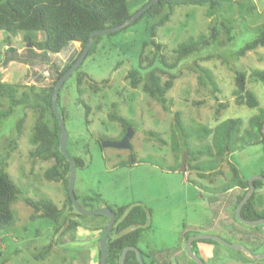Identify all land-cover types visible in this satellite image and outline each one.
<instances>
[{
    "label": "rangeland",
    "instance_id": "rangeland-1",
    "mask_svg": "<svg viewBox=\"0 0 264 264\" xmlns=\"http://www.w3.org/2000/svg\"><path fill=\"white\" fill-rule=\"evenodd\" d=\"M128 1L131 13H136L148 0ZM221 23L232 28V42L224 46L213 44L183 60L176 70H171L177 78L167 94V110L143 90L142 84L133 88L126 78L128 72L138 66L142 46L149 39L145 20L120 33L103 36L102 42L78 69L87 76L84 94L78 91L76 74L64 82L61 90V106L68 115L67 152L84 163L83 167L76 168L78 201L87 210L130 204L150 208L151 216L137 246L145 264H195L187 252V239L197 234L217 235L230 243L243 242L254 250V254L264 253V238L260 235L264 225L244 224L234 210H230L231 202L241 196V191L235 189L222 196L208 193L204 189L208 184L206 180L195 173L181 171L182 160L190 152H184L178 159L173 149L176 111H183L184 128L188 134L201 126L213 128L229 118L247 122L259 111L237 105L232 92L237 71L264 70V47L243 58H234L238 50L264 31V0H220L213 8L211 5L177 7L172 20L159 28L157 40L165 45L163 54L171 63L176 57L178 44L201 34L210 36L211 29ZM24 36L25 33L20 32L11 39L16 53L25 48ZM30 38L38 44L43 35L34 32ZM5 39L6 35L0 32L3 52L7 48ZM26 48L28 52L24 58L28 63L13 61L5 71L0 70V82L18 85V97L29 92L27 105L17 107L0 124V166L22 189V195L12 206L13 227L0 232V264H96L101 234L110 221L108 215L80 213L76 217L80 223L77 229L57 233L54 222L41 217L25 201H37L41 194H45L58 206L69 207L68 184L45 177L54 161H34L29 155V139L37 114L30 106L35 102L31 89L40 92L47 87L51 83V66L67 64L81 46L76 42L61 54H51L30 44ZM154 52L155 47H147L146 55L156 60ZM159 59L156 67L162 66ZM194 62L211 71L220 92L199 83L198 73L192 69ZM91 81L100 84L97 92L90 88ZM249 88L264 109V84L250 82ZM214 95L228 107L219 108ZM113 104H117L116 110ZM86 105L91 108L90 123L87 122ZM8 106L9 101L0 96V109ZM217 109H220L219 114ZM114 110L133 129L131 149L104 148L102 141L98 142L104 136L111 141L122 139L124 129L110 117ZM23 117L26 120L22 136L16 149L11 151L9 142L17 136L16 124ZM186 139L196 150L198 141L194 137ZM178 142H183L181 135ZM227 160L240 169L245 181H250L264 172V147L261 144L244 147L229 154ZM122 162L125 165L122 166ZM224 170L230 176L226 164ZM223 182L225 180L217 184ZM70 213L76 212L72 210ZM231 219L237 228L233 227ZM49 244L52 248L47 251ZM201 245L200 257L205 264H264V257L255 259L218 242ZM93 252H96L95 257Z\"/></svg>",
    "mask_w": 264,
    "mask_h": 264
},
{
    "label": "trees",
    "instance_id": "trees-1",
    "mask_svg": "<svg viewBox=\"0 0 264 264\" xmlns=\"http://www.w3.org/2000/svg\"><path fill=\"white\" fill-rule=\"evenodd\" d=\"M150 1L148 0L144 5ZM219 1L160 0L158 3L153 4L132 24L121 31L109 34L112 35L125 31L141 20H145L148 23L147 32L149 39L142 46L138 58V66L132 68L126 76L131 86L138 88L142 84L143 90L151 98L161 103L167 110V94L174 87V82L177 78L176 75L171 73V70H176L183 60L213 44H217L218 46L227 45L232 42L233 34L232 28L228 27L225 23H221L219 26L211 29L210 36L201 34L198 37H190L187 41L178 44L175 49L176 57L170 63L163 54L165 45L159 43L157 40L158 30L172 20L177 7L211 5L213 8L218 5ZM133 14L131 13L128 0H0V32L6 35L5 44L7 46L6 51L3 52V43L0 42V70L5 71L13 61L24 64L28 63V59L24 58L26 57V52H28L26 48L28 44L35 48L45 49L51 54H61L76 42L80 43L81 46V49L70 62L59 67L51 66V83L47 87L42 88L40 92H36L33 87L31 89L35 102L30 106L36 109L37 114L29 139L31 145L29 155L34 161H54L53 165L45 172V177L48 180L68 184V177L71 170L70 162L60 150L61 129L52 103L53 92L57 81L71 68L81 55L92 33L119 26ZM20 32L25 33L24 42L26 45L24 46V53L23 51L16 53L15 46H12L11 41ZM34 32L43 35L42 41L38 44L30 38V34ZM103 36H95L94 43L87 57L102 42ZM149 46L155 47V58L156 60L160 58L159 61L162 66L156 67V60L150 59L146 55V49ZM261 47H264V31L238 50L234 58H243L249 52L257 51ZM145 62L149 63L145 65ZM192 69L198 73L199 83L203 87L211 86L215 92H220L218 84L209 69L201 66L198 62L193 63ZM164 75H168V78H164ZM73 76H75L79 93L81 95L84 94L83 86L87 76L79 72V70L71 77ZM250 82H261L264 84V70H255L252 72L241 70L237 71L235 76L232 93L236 104L240 106L245 105L252 109H259L258 113L247 122H244L240 118H229L213 128L201 126L194 133L188 134L184 128L183 111H176L174 116V152L177 154L178 159L184 152H190L187 161V170L184 174L195 173L199 178L206 180L208 184L204 186V189L211 194L222 196L232 189H240L242 195L239 197L238 203L234 208L235 214L238 204L250 188V183L242 178L240 169L228 161L227 156L250 145L261 144L264 147V109L260 107L258 98L249 88ZM99 85L91 81L90 88L97 92ZM62 88L63 85L59 92L57 104L66 122L68 115L60 102ZM18 92V85L0 82V96L9 101L8 108L0 109V124L3 119L12 115L17 107H25L27 105L26 101L29 98V92H23L22 97H18ZM214 97L219 102V108L225 109L228 107L227 104L220 102L217 95H214ZM86 107L87 122L90 123L88 116L91 108L88 105ZM113 107L116 110L117 104H113ZM98 108H101V106L99 105ZM115 110L110 114V117L124 129L123 137L130 124ZM216 113L219 114L220 109H217ZM25 120L23 117L16 124L18 134L9 142V149L11 151L16 149L17 141L22 136ZM180 135L183 137L182 144L178 142ZM187 137H194L198 141L196 150L191 148V145L186 139ZM100 139L103 141L108 140L105 136ZM100 139H98V142ZM72 159L75 162L76 168L83 167L84 163L81 159L74 157ZM134 161V163H137L135 159ZM225 164L230 171V176H227L224 170ZM121 165H125V162H122ZM174 170H177V168ZM262 175L264 176V172ZM222 180H225V182L218 185L217 183ZM255 186L256 192L242 210V216L248 220L264 218V183L261 180H256ZM21 195L22 189L18 183L3 166H0V232L13 227L15 215L12 206ZM25 201L37 214L40 213L41 217L53 221L57 232L62 229L64 231L74 230L80 226V223L73 219L74 216H80V213L74 207L69 192L68 206L70 209L67 205L63 207L58 206L45 194H41L37 201L32 199H26ZM79 203L82 207H85L81 202ZM111 209L116 213V222L107 241V264H119L121 254L126 247L138 246L141 233L145 231L151 216V209L143 204L123 205L116 208L111 207ZM72 210L76 213H70ZM107 226L108 224L104 227L101 237ZM260 235L264 238V230L260 232ZM212 242L216 241H195L193 243V249L195 251L198 243ZM51 248L52 244L46 246L47 251ZM197 254L201 256L200 252H197ZM98 258L99 260L101 259L100 249L98 251ZM125 264H140L135 251H129L127 253ZM195 264L198 263L195 262Z\"/></svg>",
    "mask_w": 264,
    "mask_h": 264
},
{
    "label": "water",
    "instance_id": "water-1",
    "mask_svg": "<svg viewBox=\"0 0 264 264\" xmlns=\"http://www.w3.org/2000/svg\"><path fill=\"white\" fill-rule=\"evenodd\" d=\"M160 0H151L149 3L144 5L142 8H140L136 13H134L128 20H126L124 23H122L119 26L112 27L109 29H104V30H99L94 33H92L90 40L84 50L82 51L81 55L77 58L75 63L71 66V68L57 81L54 92H53V97H52V103H53V108H54V113L58 119L60 129H61V135H60V150L62 154L66 157V159L70 162L71 170H70V175L68 177V192L70 195V198L74 204V207L76 210L83 214V215H108L110 218V221L108 223V226L106 230L104 231V234L101 238L100 241V250H101V264H107V241L110 233L112 232V229L114 227V224L116 222V213L111 209V208H105L101 210H87L84 207L81 206L79 203L76 194H75V177H76V166L75 162L72 159V157L68 154L67 152V142L69 139V134L66 128V122L64 119V116L61 114L58 104H57V99L59 96L60 89L64 82L70 78L83 64L84 60L86 59L88 53L90 52L92 45L95 40L96 35H106V34H111L113 32H118L132 24L135 20H137L142 14H144L153 4L158 3ZM263 132H264V125H263ZM133 129L131 126L128 127L126 134L124 137L119 140V141H111V140H104L102 141V147L107 148V147H114L118 149H131V140L133 138ZM189 158V153H186L182 163H181V171L186 172L187 170V161ZM256 180H261L264 183V176L263 175H256L254 176L250 181V188L240 201V203L237 206L236 209V215L239 221H241L244 224L258 227L259 225H264V218L257 219V220H248L245 219L242 216V210L245 204L252 198L254 193L256 192V186H255V181ZM198 240H213L218 243H221L225 247H228L232 250L239 251V252H244L247 255L251 256L252 258H263L264 253L261 254H254V252L248 248L246 245L243 243H230L223 239L220 236L217 235H211V234H197L188 239L187 242V252L188 255L191 259H193L195 262L198 264H205L204 260L195 253L193 249V243ZM129 251H135L137 260L140 264H145L142 253L140 249L137 246H128L126 247L120 257L119 264H125L127 253Z\"/></svg>",
    "mask_w": 264,
    "mask_h": 264
},
{
    "label": "crops",
    "instance_id": "crops-1",
    "mask_svg": "<svg viewBox=\"0 0 264 264\" xmlns=\"http://www.w3.org/2000/svg\"><path fill=\"white\" fill-rule=\"evenodd\" d=\"M235 189H238V188H235ZM235 189L230 190L228 193H229V194H230V193H233V192L235 191ZM238 190L241 191L240 189H238ZM228 193H226V194H228ZM241 195H242V191H241ZM239 197H240V196H239ZM238 200H239V198H235V200L231 202V205H230V208H231L230 210H231V211L234 210L236 204L238 203ZM229 202H230V200H229ZM76 219H77V218H76ZM231 220H232V219H231ZM77 221H78V220H77ZM231 223H232V225H233L234 228H237V227H238V226L236 225V223L233 222V220L231 221ZM262 238H263V237H262ZM263 240H264V239H263ZM242 243H243V242H242ZM206 244H211V243H206ZM196 251L202 253L203 248H202L201 243H198V244L196 245L195 253L197 254ZM95 255H96V252H93V256H94V257H95ZM243 258H246V256L244 255Z\"/></svg>",
    "mask_w": 264,
    "mask_h": 264
},
{
    "label": "flooded vegetation",
    "instance_id": "flooded-vegetation-1",
    "mask_svg": "<svg viewBox=\"0 0 264 264\" xmlns=\"http://www.w3.org/2000/svg\"><path fill=\"white\" fill-rule=\"evenodd\" d=\"M125 134H126V133H125ZM123 137H124V136H123ZM123 137H122V138H123ZM100 141H103V140H100ZM76 217H78V216H74L73 219L77 220ZM61 231H62V233H64V232H63L64 229H62ZM59 232H60V231H58L57 233H59ZM99 249H100V247L98 248V251H99ZM99 263H101V259L99 260V258H98V262H96V264H99Z\"/></svg>",
    "mask_w": 264,
    "mask_h": 264
}]
</instances>
